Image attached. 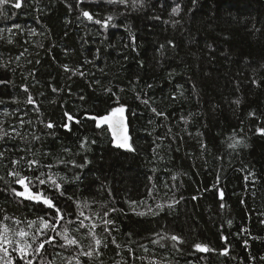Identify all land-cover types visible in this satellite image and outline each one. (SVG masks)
<instances>
[{"label": "trees", "instance_id": "1", "mask_svg": "<svg viewBox=\"0 0 264 264\" xmlns=\"http://www.w3.org/2000/svg\"><path fill=\"white\" fill-rule=\"evenodd\" d=\"M20 3L0 5V220L55 238L33 264H264V0ZM118 106L126 147L98 123ZM10 171L62 186H39L56 232Z\"/></svg>", "mask_w": 264, "mask_h": 264}, {"label": "snow or ice", "instance_id": "2", "mask_svg": "<svg viewBox=\"0 0 264 264\" xmlns=\"http://www.w3.org/2000/svg\"><path fill=\"white\" fill-rule=\"evenodd\" d=\"M120 3H127V0H119ZM9 0H0V5L8 4ZM132 4L134 7L137 6H142L143 5V0H132ZM14 7L20 8L21 3L20 0H15ZM173 14L178 15L180 12L179 7L173 8L172 9ZM83 16L87 17L89 20H92L93 17L87 12L84 11ZM112 16L107 17V21H111ZM107 21H104L103 23L107 24ZM95 23L101 24V20H96ZM255 83V81H254ZM29 103H34L31 97L28 98ZM235 103L239 104L240 101L237 100ZM155 111V109H153ZM124 112H125V107L124 106H118L114 107L111 109L110 113L107 115H101L99 116V124L100 125H108L110 128L113 129L114 135H116L118 138L121 134L122 131H124ZM67 116V114H65ZM157 115H162V113H157ZM68 120H71V116H67ZM93 119H97L96 117H93ZM48 127H52V125L49 123L47 125ZM67 126V125H65ZM261 133H264V128L259 129ZM38 139V138H37ZM124 140L127 141V136L124 135ZM240 141H233L232 144L229 145V147L235 148L237 144H239ZM121 147L126 146L125 144L120 145ZM13 164L19 163L18 161H13ZM38 163L35 160L28 161V166L31 168L33 164ZM9 175L17 177L15 183L23 187V191H16V189H12L13 192L15 193L16 196L23 197L24 199L28 201H34L36 203L44 205L47 209H50L51 211L48 214V219L45 220L43 217H40V221L42 224V228L46 229L50 232H56L57 227L60 225V221L64 220L66 213L62 212L61 208L58 206V201L56 200L55 197L51 195H46L45 191L46 189H41L39 186L40 185H46L48 186L49 189H54L60 196H63L64 193L61 190L62 186L58 184L56 181H51V183H48L45 179H41L40 177H37L36 180L38 181L37 184L33 185L37 190L32 191L29 188L28 183L26 181L29 179L28 177H23L20 176L18 172H9ZM50 179V178H49ZM221 197L223 196V193H220ZM106 215V214H105ZM80 216H83V212H80ZM87 219V217H85ZM10 218L8 216H4L2 220H0V252H3L5 255L9 257L7 261H5V264H16L15 261L12 260L11 254L8 252V249L5 247V245H13L14 241L9 238L8 232L10 231L8 226L3 223V221H7ZM15 223L19 224L20 221L16 220ZM36 222L35 221H28V226L32 227ZM105 223H112L111 221H105ZM79 227H84L83 220L79 221ZM94 227V226H93ZM37 231H41V229H37ZM63 231L65 235L63 236L64 241L66 242L67 245H75L77 244V241L75 239H69L68 236L66 235L68 229L66 227L63 228ZM45 238L43 240H40V242L36 245L35 248L32 247V244H27V247H14L13 251L19 254V262L20 264H33V259H35L36 256H38L45 248V245H50L53 246V240L55 239L52 236L48 235V232L43 233ZM18 235L20 237H25L28 236L29 234L25 232L23 229H21L18 232ZM57 235H60L59 232H57ZM33 242H35L37 239H39L37 236L33 235L31 237ZM173 240H179V237L173 236ZM15 243H19L18 241ZM97 244L100 243L99 240L96 241ZM61 247H64V245H60ZM195 247L203 252H207L208 248L202 246L201 244H196ZM83 255L91 256L92 252H87V253H82ZM224 254H227V249H225ZM31 256L32 259H29L28 257ZM4 257L0 256V260H3ZM41 264H43V261L41 260ZM79 264V262H77Z\"/></svg>", "mask_w": 264, "mask_h": 264}, {"label": "water", "instance_id": "3", "mask_svg": "<svg viewBox=\"0 0 264 264\" xmlns=\"http://www.w3.org/2000/svg\"><path fill=\"white\" fill-rule=\"evenodd\" d=\"M98 122H99V119H98ZM123 123H124V131L121 132L119 138L116 135H114V132H113L112 128H110L108 125H103V126H108L109 127V129H110V131L112 133L113 139H114L115 143L118 146H120L122 144H125L127 146L129 144L130 138H131V126H130L128 118L125 115H124ZM124 135L127 136V141L124 140ZM126 146H124V147H126Z\"/></svg>", "mask_w": 264, "mask_h": 264}, {"label": "rangeland", "instance_id": "4", "mask_svg": "<svg viewBox=\"0 0 264 264\" xmlns=\"http://www.w3.org/2000/svg\"><path fill=\"white\" fill-rule=\"evenodd\" d=\"M9 234L10 233H8L9 238H11L14 241L13 245H5V247L8 249L9 253H10V250L13 249L14 247H25V243L27 241V236L20 237L18 234H13V235H9ZM17 241L19 243H15ZM0 256L4 257L3 260H0V264H5V261H7L9 259V257L7 255H5L3 252H0Z\"/></svg>", "mask_w": 264, "mask_h": 264}, {"label": "bare ground", "instance_id": "5", "mask_svg": "<svg viewBox=\"0 0 264 264\" xmlns=\"http://www.w3.org/2000/svg\"><path fill=\"white\" fill-rule=\"evenodd\" d=\"M99 123V122H98ZM103 126V125H102ZM108 127V126H107ZM109 128V127H108ZM110 130V129H109ZM111 132V131H110ZM112 134V133H111ZM113 137V136H112ZM114 140V139H113ZM115 142V141H114Z\"/></svg>", "mask_w": 264, "mask_h": 264}]
</instances>
